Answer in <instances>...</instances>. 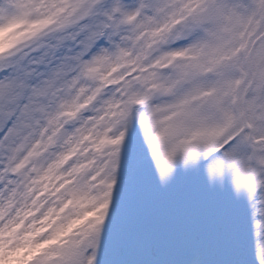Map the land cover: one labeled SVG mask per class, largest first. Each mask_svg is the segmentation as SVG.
<instances>
[{
    "label": "snow or ice",
    "instance_id": "obj_1",
    "mask_svg": "<svg viewBox=\"0 0 264 264\" xmlns=\"http://www.w3.org/2000/svg\"><path fill=\"white\" fill-rule=\"evenodd\" d=\"M0 264H264V0H0Z\"/></svg>",
    "mask_w": 264,
    "mask_h": 264
}]
</instances>
